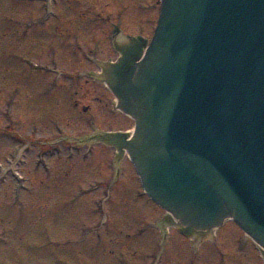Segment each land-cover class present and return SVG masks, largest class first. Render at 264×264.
<instances>
[{"label":"rangeland","instance_id":"obj_1","mask_svg":"<svg viewBox=\"0 0 264 264\" xmlns=\"http://www.w3.org/2000/svg\"><path fill=\"white\" fill-rule=\"evenodd\" d=\"M155 8L0 0V264H261L231 220L195 240L162 229L128 153L91 143L134 131L93 73L120 57L114 24L150 35Z\"/></svg>","mask_w":264,"mask_h":264},{"label":"water","instance_id":"obj_2","mask_svg":"<svg viewBox=\"0 0 264 264\" xmlns=\"http://www.w3.org/2000/svg\"><path fill=\"white\" fill-rule=\"evenodd\" d=\"M137 57L115 67L112 84L136 134L103 139L129 151L188 233L233 217L264 247V0H163Z\"/></svg>","mask_w":264,"mask_h":264},{"label":"flooded vegetation","instance_id":"obj_3","mask_svg":"<svg viewBox=\"0 0 264 264\" xmlns=\"http://www.w3.org/2000/svg\"><path fill=\"white\" fill-rule=\"evenodd\" d=\"M158 3H159V0H155V6H156V8H158ZM116 27L120 28V30L122 31L121 23L118 24V25L117 24H114V28H113V31H112V39L115 38V36H116L117 33H119V31L116 29ZM139 35L145 36V37L148 36V34L147 35H144L143 31ZM114 45H115V50H116L117 49L116 43H114Z\"/></svg>","mask_w":264,"mask_h":264},{"label":"bare ground","instance_id":"obj_4","mask_svg":"<svg viewBox=\"0 0 264 264\" xmlns=\"http://www.w3.org/2000/svg\"><path fill=\"white\" fill-rule=\"evenodd\" d=\"M110 65H111L110 63H105V64H104V67L107 68V67H109ZM210 234H211V233H210ZM210 234H208V235H210Z\"/></svg>","mask_w":264,"mask_h":264}]
</instances>
